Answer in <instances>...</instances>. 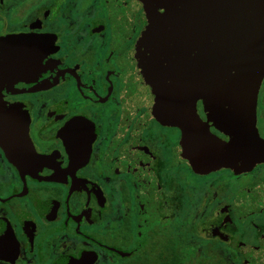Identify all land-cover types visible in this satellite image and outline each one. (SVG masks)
<instances>
[{
	"label": "flooded vegetation",
	"instance_id": "obj_1",
	"mask_svg": "<svg viewBox=\"0 0 264 264\" xmlns=\"http://www.w3.org/2000/svg\"><path fill=\"white\" fill-rule=\"evenodd\" d=\"M144 24L142 0H0V37L36 38L1 94L23 144H0V264H264V162L192 166L150 108Z\"/></svg>",
	"mask_w": 264,
	"mask_h": 264
},
{
	"label": "water",
	"instance_id": "obj_2",
	"mask_svg": "<svg viewBox=\"0 0 264 264\" xmlns=\"http://www.w3.org/2000/svg\"><path fill=\"white\" fill-rule=\"evenodd\" d=\"M136 55L152 113L181 129L197 170H247L264 162L255 106L264 78V0H142ZM36 38L0 37V144H23L4 86L22 74ZM34 55V54H32ZM201 100L206 121L196 115ZM212 125L225 136L209 130ZM19 141V142H18Z\"/></svg>",
	"mask_w": 264,
	"mask_h": 264
}]
</instances>
